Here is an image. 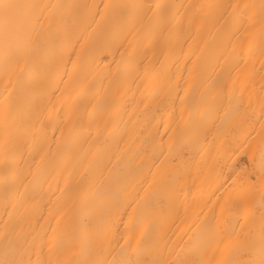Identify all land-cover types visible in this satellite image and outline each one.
<instances>
[{"label": "bare ground", "instance_id": "1", "mask_svg": "<svg viewBox=\"0 0 264 264\" xmlns=\"http://www.w3.org/2000/svg\"><path fill=\"white\" fill-rule=\"evenodd\" d=\"M0 264L264 261V0H5Z\"/></svg>", "mask_w": 264, "mask_h": 264}, {"label": "snow or ice", "instance_id": "2", "mask_svg": "<svg viewBox=\"0 0 264 264\" xmlns=\"http://www.w3.org/2000/svg\"><path fill=\"white\" fill-rule=\"evenodd\" d=\"M16 7H18V5L0 0V21L3 22L5 27L11 22L10 10ZM261 264H264V261H262Z\"/></svg>", "mask_w": 264, "mask_h": 264}]
</instances>
